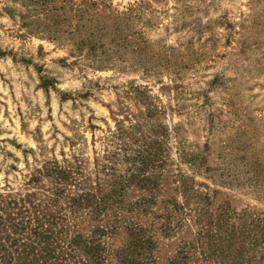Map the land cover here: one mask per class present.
Wrapping results in <instances>:
<instances>
[{
	"label": "rangeland",
	"instance_id": "rangeland-1",
	"mask_svg": "<svg viewBox=\"0 0 264 264\" xmlns=\"http://www.w3.org/2000/svg\"><path fill=\"white\" fill-rule=\"evenodd\" d=\"M35 227L66 264H264V0H0V241Z\"/></svg>",
	"mask_w": 264,
	"mask_h": 264
},
{
	"label": "trees",
	"instance_id": "trees-1",
	"mask_svg": "<svg viewBox=\"0 0 264 264\" xmlns=\"http://www.w3.org/2000/svg\"><path fill=\"white\" fill-rule=\"evenodd\" d=\"M45 218L52 219L54 218L53 215H43ZM42 217V218H43ZM40 221L37 220V223ZM10 229L13 230V234H19L17 232L19 225H14L12 229V225H10ZM26 227H21L20 229H25ZM37 227L30 229L29 234L24 237V239H18V237H12L10 234L11 232L4 234V237L0 241V251L5 252L3 246L6 241L10 243V251L7 253V257L10 255H16L20 257L22 254L25 255L22 263L26 264H62L69 258L70 253L74 252V244L76 240L80 237L75 233H69V235H65L61 239L54 238L58 240L55 241H48L46 237H43L40 232L37 231ZM44 230V229H43ZM51 233L50 230H45ZM54 242V243H52ZM3 256V258H7ZM66 264V263H63Z\"/></svg>",
	"mask_w": 264,
	"mask_h": 264
}]
</instances>
